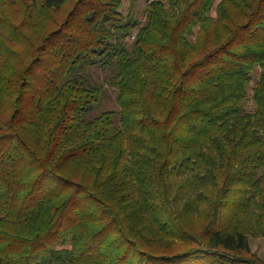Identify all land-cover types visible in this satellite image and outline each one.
Returning <instances> with one entry per match:
<instances>
[{"label": "trees", "instance_id": "obj_1", "mask_svg": "<svg viewBox=\"0 0 264 264\" xmlns=\"http://www.w3.org/2000/svg\"><path fill=\"white\" fill-rule=\"evenodd\" d=\"M140 1L0 0V264H264V0Z\"/></svg>", "mask_w": 264, "mask_h": 264}, {"label": "rangeland", "instance_id": "obj_2", "mask_svg": "<svg viewBox=\"0 0 264 264\" xmlns=\"http://www.w3.org/2000/svg\"><path fill=\"white\" fill-rule=\"evenodd\" d=\"M146 0H141L138 4H137V11L140 14V17H142L143 15V9L145 8L146 5ZM213 14L215 13V10L213 11ZM114 105V104H113ZM115 106V105H114ZM254 106V102L253 100L250 101V107ZM109 108V107H108ZM249 241H250V245L252 247V250L259 256L262 257L264 259V235H249Z\"/></svg>", "mask_w": 264, "mask_h": 264}]
</instances>
